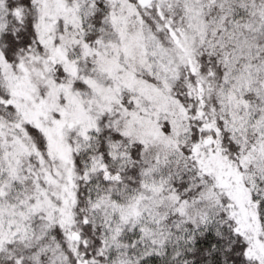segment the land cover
I'll list each match as a JSON object with an SVG mask.
<instances>
[{
    "label": "snow or ice",
    "instance_id": "6c2138e0",
    "mask_svg": "<svg viewBox=\"0 0 264 264\" xmlns=\"http://www.w3.org/2000/svg\"><path fill=\"white\" fill-rule=\"evenodd\" d=\"M0 264H264V0H0Z\"/></svg>",
    "mask_w": 264,
    "mask_h": 264
}]
</instances>
